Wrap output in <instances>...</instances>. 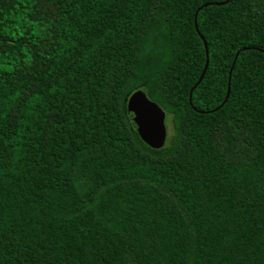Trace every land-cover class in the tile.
<instances>
[{
  "label": "trees",
  "instance_id": "trees-1",
  "mask_svg": "<svg viewBox=\"0 0 264 264\" xmlns=\"http://www.w3.org/2000/svg\"><path fill=\"white\" fill-rule=\"evenodd\" d=\"M224 1L0 0V264H264V0Z\"/></svg>",
  "mask_w": 264,
  "mask_h": 264
},
{
  "label": "water",
  "instance_id": "water-1",
  "mask_svg": "<svg viewBox=\"0 0 264 264\" xmlns=\"http://www.w3.org/2000/svg\"><path fill=\"white\" fill-rule=\"evenodd\" d=\"M227 1L228 0L222 3H215V4L216 5L225 4ZM208 4L211 3L204 4L202 7L207 6ZM202 7H200V9ZM196 15L197 13L195 14V16ZM195 28L197 33L200 35L196 25V20H195ZM203 42L206 50V62L198 81L190 90V94H189L190 102H191V94L194 88L197 86V84L202 80L209 63L207 45L204 39ZM231 70L229 71V78H228L229 82H228L226 97L224 101L220 104V106H222L226 102L229 96ZM220 106H218L216 109H218ZM127 113L131 120V123L134 125L138 134L141 136L142 139H144V141L148 145L154 148H161L165 144L167 137V131L165 125L166 113L159 106V104L151 100L143 90H136L129 96L127 100Z\"/></svg>",
  "mask_w": 264,
  "mask_h": 264
},
{
  "label": "rangeland",
  "instance_id": "rangeland-1",
  "mask_svg": "<svg viewBox=\"0 0 264 264\" xmlns=\"http://www.w3.org/2000/svg\"><path fill=\"white\" fill-rule=\"evenodd\" d=\"M168 121H169V116L166 117V119H165L167 135H169V134L171 133V130H172V127H171V125L168 123Z\"/></svg>",
  "mask_w": 264,
  "mask_h": 264
}]
</instances>
